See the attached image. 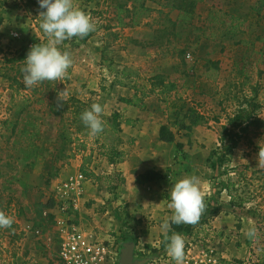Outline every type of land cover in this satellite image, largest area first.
<instances>
[{"label": "rangeland", "instance_id": "1", "mask_svg": "<svg viewBox=\"0 0 264 264\" xmlns=\"http://www.w3.org/2000/svg\"><path fill=\"white\" fill-rule=\"evenodd\" d=\"M4 1L6 13H18L23 19L9 21L10 26L15 25L14 32L17 33L10 41L3 39L6 34L0 32V211L14 218L10 229H0V264H52L56 244L53 186L76 173L65 159L70 151L82 154L87 148L97 150L91 134L85 135V139L84 134L76 132V127L83 122L81 118H77L78 125L73 124L71 114L63 111L66 103L76 98V94L72 96L67 91V75L90 70L99 73L96 91H90V97L94 98L93 103L102 105L103 120L113 111L111 105L118 95L115 87L133 88V73L147 80L154 76L162 77L163 82L176 80L177 94L185 100V109L190 108L198 119L194 120L193 113L185 115L186 110H166L157 97L153 99L159 112L175 126L172 144L176 146L177 155L174 164L165 171L168 185L172 187L177 182L174 173L176 177L195 175L201 181L205 209L199 221L191 224V236H184L185 248L190 245L213 248L221 257V264H264V168L257 167L256 159L258 144L264 141L263 127L252 126L242 133L234 153L227 157L229 161L216 164V158L223 155L227 146V139L222 140V127L240 108L246 107L247 101L257 106L256 118L264 120V68L247 71V78H244L237 66L245 50L244 44L239 43L242 37L224 36L218 24L212 26L204 21L209 10H226L247 19L245 26L250 27L251 40H255L257 35L264 34V0H198L193 17L168 16L169 20L175 19L174 27L162 19L163 14L143 12L147 5L166 7V0H98L97 11H101L96 12L94 20L102 23L112 18V9H117L120 4L133 2L138 9L142 6L134 20L139 27L131 37L137 41L122 39L113 43L112 40L111 44L101 47L98 41L102 32L99 29L83 39L65 40L59 47L70 52L72 65L63 79L43 81L42 94L31 91L39 88L40 83L31 88L24 86L21 70L25 66V57L19 59V56L34 44L47 43L48 37L40 28L42 17L39 14L43 9L27 0H0V4ZM103 11L109 14L101 16ZM20 40H26L28 46L22 44L17 49L7 46L9 42ZM141 42L150 44L142 46ZM184 48L185 54L180 56L179 52ZM121 60H125V64ZM209 61L220 62L216 75L215 72L202 74L201 65ZM121 66H126L130 78L119 79L121 85L114 84ZM195 67H198L197 74L201 79L213 77L214 82L208 81L213 96H192V91L183 86L182 72L191 74ZM107 74L111 79H105ZM13 124H17L14 132ZM31 125H35L39 136L33 141L35 147H29L28 142L33 130ZM77 136L87 142L85 148L81 147ZM93 163L95 160L91 157L86 158L87 171ZM214 164L217 166L212 169ZM92 167L100 171L89 179L93 184L89 191H97L93 187H98L99 191L109 182L106 193L110 200H103L104 204L81 200V209L91 213L88 217L92 225L88 227L125 237L124 244L134 245V261L151 264L159 259L155 258L150 240L160 246L163 235L154 231L160 223L135 218L120 207L112 208L115 180H105L106 170L101 163L96 162ZM222 183L227 190L221 188ZM202 216H205L204 220ZM109 223L113 225H106ZM142 230L143 235L140 234ZM250 230L256 232L251 240L246 235ZM232 252L237 256L234 257Z\"/></svg>", "mask_w": 264, "mask_h": 264}, {"label": "crops", "instance_id": "2", "mask_svg": "<svg viewBox=\"0 0 264 264\" xmlns=\"http://www.w3.org/2000/svg\"><path fill=\"white\" fill-rule=\"evenodd\" d=\"M97 1L98 0H74V3L90 16L95 24V29L101 30L102 33L98 41L99 46L106 47L108 43L111 44L112 40L113 43H118L122 39L124 41L129 40L131 42L137 41L136 38H131L133 35V31H135L139 27V23L133 21V12L139 11V9L135 7V4L131 2L123 8V10H129L131 14L129 17H123V15H121V24H119V21L116 17L119 11L118 8L114 10L112 9V18L109 17L107 21H103L102 23L101 21L96 22L94 20L96 12L101 11H97ZM146 2L150 1L147 0ZM104 9L106 11V8ZM143 12L145 14H150L152 12H156L159 15L163 14L164 18L162 19H165L169 23H174L175 21V19L169 20L168 16L170 14H174L175 18L179 14L177 11L171 10L169 7L154 4H152V6H145L143 8ZM105 14L108 15L109 12H101V16H104ZM14 18H16L17 21L23 19V17L19 16L18 13L16 14L10 11L3 16V23L0 26V32H4L6 35H8H5V37H3V39H5L6 41H10V39L14 38V35H17V33L14 32L15 25L10 26L9 23V21L13 20ZM144 25L146 26L147 22H145ZM23 35L24 34H22V37ZM126 36L129 37L127 38ZM25 37L28 38L27 35ZM9 43L10 44H7V46L10 49H17L18 47L21 48L23 45L28 46V42L26 40H20L17 42L13 41ZM141 43L142 44L140 45L142 46L150 44L149 42ZM119 57H121V55ZM121 63L125 64V60H121ZM123 67L126 66H121V68ZM70 74L69 76L67 75V78L69 79L67 84V91L69 92V94H71L72 96L73 94H76L75 99H77L78 101L80 100V103H85L82 102L84 101V99L87 101L86 103L94 101V98L90 97V91H96L95 88L97 87L99 81V73H95V71L90 70L72 72V74ZM114 76L112 77L113 81L116 78L118 80L123 79L119 74L115 76L116 78H114ZM119 76L121 78H118ZM100 77L103 76L101 75ZM104 77L107 80L111 79L110 75L108 74ZM129 78L126 79L129 80ZM131 79L133 81L132 83L134 84L135 78L131 77ZM115 88L118 95L111 105L113 109V111H111V114H117V121L119 123L120 132L117 133L112 140H109L107 142L105 141L106 139L104 137L99 138L98 142H96L95 136L89 134L88 135L93 139V144L97 148V150L100 149V146L104 144V142H106L103 150L105 151L114 148L118 152L122 153L121 160L114 164H109L105 159H101L98 157L97 150L95 151L90 148H87L88 150L86 149L87 152L85 153L81 152L82 154H79V152L77 153V151H70L65 159L69 163V167L72 168L73 172L76 173L80 172L82 168H85V166L88 165H85L87 157H91V159L95 160V163H93L92 166H94V164L96 165V162L101 163L102 167H104L106 170L105 180H115V196L111 198L112 208L120 207V209L125 211L126 214L134 216L135 218H145L146 220H150L154 223L159 222V227H157V229H154V231L158 230L159 232H157V234L159 236H162V222L165 220H170L174 213V210L169 207V203L171 202V187L168 185L167 179L165 178V171L174 164L177 150L176 146H174L172 143H165L160 140L159 129L162 126H166L174 135L175 126L172 124L171 120H168L162 115V113L159 112L157 102L153 99V97L147 98L144 101L143 107L130 106L122 103L121 99H131L134 94V91L132 90L133 88L129 89L125 86H118ZM77 95H79L80 97H78ZM95 96L97 99L99 98L98 94H96ZM84 137L85 134L83 135V138ZM80 138L81 137L77 136V139ZM82 140H79V142H81L80 144L83 143V145L86 146L85 144L87 142L85 140H83L85 141L83 142ZM92 166L87 172H89L94 177L95 174L100 170H96ZM146 171L158 173L160 174L161 178L153 182L142 181L140 179V176ZM173 178L175 179V181H178L184 177H176L174 173ZM107 183L106 187L99 189V191L98 187H93L97 191H89V187H92L93 184L89 180H87L84 185V195L82 196L81 200L83 202L91 200L104 204L103 200H110V195L106 193L108 187ZM89 215H91V213L88 210L79 208L78 217L81 221L82 226L91 227L92 224L90 218L88 217ZM106 225L112 226L113 224L109 223ZM140 234L143 235L144 230H142ZM152 241L153 240H150L151 245H154V255H156L155 258L166 256L167 252L165 251V248L160 249V246L155 245L157 244V242ZM232 255H235L234 257L237 256L236 253L233 252ZM224 257L227 258L225 254Z\"/></svg>", "mask_w": 264, "mask_h": 264}, {"label": "trees", "instance_id": "3", "mask_svg": "<svg viewBox=\"0 0 264 264\" xmlns=\"http://www.w3.org/2000/svg\"><path fill=\"white\" fill-rule=\"evenodd\" d=\"M167 5L166 7H169L171 10H176L179 12L180 16L179 18H191L194 16L196 11V6L198 4V0H166ZM28 3L36 6L35 3H33L30 0H27ZM6 5V2H2L0 4V26L3 23V15L6 14V10H4V6ZM126 6L119 5L118 13L116 15L117 20L119 21V24H121L122 18L120 17L123 15V17H129L131 12L129 10H123V8ZM139 7V9H141ZM137 16V12H133V21L135 20V17ZM205 23L211 24L212 26L219 25L222 30L224 36H241V41L239 43H243L245 46V50L240 58V61L238 62L237 66L239 67L240 73L244 78H247V71H251L254 68L258 69V71L261 70V68H264V34L263 35H257L255 37V40H251L250 37V27L247 29L245 24L247 22L246 18H243L241 16H237L234 14L229 13L226 10L223 9H211L207 12V16L205 18ZM171 26L174 27L175 23H171ZM256 43L261 44L260 46L256 45ZM185 49L181 50L179 52L180 56H183L185 54ZM27 50H23L22 53L19 56V59H23L27 55ZM220 62H205L201 65V68L203 69V73H211L215 72V75L219 69ZM198 67H195L193 70V73H188L183 71L182 72V82L183 86L186 89H190L192 91V96H201V97H211L213 96V93L211 92V89L209 88L208 81L214 82L213 77L207 76L204 80L201 79V76H198ZM121 75L122 78H128L129 73L127 74V68L123 67L122 70L118 73L116 72V75ZM201 74V75H202ZM133 77L135 78V82L133 84V91L134 94L131 99H121V102L130 106H140L143 107L144 101L149 97H157L159 100V103L163 105L166 110L172 109L175 112H181L185 109V100L177 94V83L175 81H169V82H163L162 77L160 76H154L152 80L142 79L137 74L133 73ZM114 84L120 85L119 80H115ZM42 87L43 83L40 82V87L37 89L31 90L32 93H39L42 94ZM40 102L41 100H37ZM247 105L244 108H240L236 114L229 120H227V123L222 127L224 136L223 141L227 139V146L223 149V155L219 158H216V164L222 165L228 162L227 157L229 155H232L234 153V150L236 149L238 143L240 142L241 134L244 132H247L248 129L252 126H260L264 129V120H260L256 118L255 116V110L257 109V106L250 102H246ZM94 104L93 102L88 103H80L77 99L71 98L67 103L65 108L63 109L64 112H68L71 114V122L73 124L78 125L77 118H81V114L89 109L91 105ZM23 109V108H22ZM24 110V109H23ZM190 113H193V118L198 119V116H194V112L188 108L185 111V115H188ZM56 115H59V113L55 112ZM118 116L117 114L113 113L109 118H107L105 121V128L104 131L98 135H95L96 142H98V139L101 137H104L107 141L112 140L117 133L120 132L119 129V123L117 121ZM194 122V121H193ZM191 122L190 124H194ZM11 124V122L9 123ZM17 124H13L12 126V132H14V129ZM32 134L28 138L29 147H35L33 144V141L38 139V132L36 130L35 125H31ZM260 128V127H257ZM189 129V128H187ZM85 131V132H84ZM77 133H83L85 135L90 134V130L84 125L83 122H81L76 127ZM159 138L161 141L165 143H172L174 140L173 133L166 127L162 126L159 129ZM70 141V140H69ZM106 142L100 146V149H98V157L104 158L109 164H114L116 162H119L122 158V153L118 152L114 148H111L109 150H103ZM71 143V141H70ZM256 146V145H255ZM81 147L84 148L83 143L81 144ZM257 147V146H256ZM103 150V151H102ZM259 151V148H258ZM217 165H211L212 169H215ZM80 172L86 177V179H91L93 176L87 172L85 168H82ZM161 178L160 174L152 172V171H146L144 174L140 176V179L145 182H153L156 180H159ZM221 188L224 190H227V186L225 184H221ZM232 205V202H230ZM205 216H202L201 218L204 220ZM172 231L182 234L183 236H191V231L193 229V226L191 224H180V225H172ZM171 235V232L169 233ZM165 248V241H164V235L161 237V243H160V249Z\"/></svg>", "mask_w": 264, "mask_h": 264}, {"label": "clouds", "instance_id": "4", "mask_svg": "<svg viewBox=\"0 0 264 264\" xmlns=\"http://www.w3.org/2000/svg\"><path fill=\"white\" fill-rule=\"evenodd\" d=\"M42 17L40 28L48 37L45 44H34L24 58L22 80L25 87H33L43 81L61 80L72 65L71 54L59 47L65 40L77 37L83 39L95 31L90 16L75 5L74 0H38ZM103 107L94 103L81 114V120L95 136L104 131ZM257 167L264 168V141L258 144ZM200 179L195 175L185 176L170 189L169 207L174 210L170 220L161 224L165 251L175 264H183L186 241L182 234L173 232L172 225L195 224L205 209L204 197L200 191ZM14 218L0 211V229L11 228ZM171 232V235L169 233ZM254 239L255 230L246 233Z\"/></svg>", "mask_w": 264, "mask_h": 264}, {"label": "built area", "instance_id": "5", "mask_svg": "<svg viewBox=\"0 0 264 264\" xmlns=\"http://www.w3.org/2000/svg\"><path fill=\"white\" fill-rule=\"evenodd\" d=\"M17 37V35H14ZM86 177L81 173L68 175L53 186V221L56 244L52 264H118L125 237L82 226L78 210L82 206ZM151 264H175L167 254ZM183 264H221L213 248H185Z\"/></svg>", "mask_w": 264, "mask_h": 264}, {"label": "water", "instance_id": "6", "mask_svg": "<svg viewBox=\"0 0 264 264\" xmlns=\"http://www.w3.org/2000/svg\"><path fill=\"white\" fill-rule=\"evenodd\" d=\"M30 1H32L37 6H39L38 0H30ZM133 251H134V245L132 243L123 244V247L120 252V259L118 264H145L146 261H134Z\"/></svg>", "mask_w": 264, "mask_h": 264}]
</instances>
